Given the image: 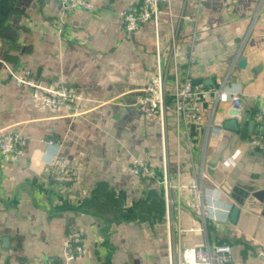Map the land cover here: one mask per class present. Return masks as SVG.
<instances>
[{
    "label": "crops",
    "instance_id": "crops-1",
    "mask_svg": "<svg viewBox=\"0 0 264 264\" xmlns=\"http://www.w3.org/2000/svg\"><path fill=\"white\" fill-rule=\"evenodd\" d=\"M139 1L92 0L91 9L63 11L57 0H0V134L27 137L21 153L7 159L0 153V264H39L45 258L67 264L63 242L74 229L83 231V253L68 264H169L163 222L127 217L150 188L163 197L161 184L131 168L132 158L158 171L163 163L159 119H144L138 109L139 87L156 70L154 25L148 21L127 34L119 18L123 6ZM171 4L177 23L183 0ZM170 33L163 8L160 61L169 82ZM242 57L244 66L238 65ZM175 59L203 90L202 122L177 128L169 107L164 126L166 165L181 187L182 223H200L186 201L190 178L203 168L204 198L217 201L222 194L220 202L229 209L221 215L226 225L209 223L207 239L232 245L226 264H264V215L253 195L264 197V152L248 142L252 114L264 100V0H205L195 21L178 25ZM26 70L42 86L79 91L85 97L81 113L44 106L35 87L12 77ZM222 85L242 92L235 129L227 126L228 98L216 93ZM55 156L74 167L72 182L48 172ZM239 198L243 204L232 221ZM184 238L191 244L206 239L198 232Z\"/></svg>",
    "mask_w": 264,
    "mask_h": 264
},
{
    "label": "built area",
    "instance_id": "built-area-1",
    "mask_svg": "<svg viewBox=\"0 0 264 264\" xmlns=\"http://www.w3.org/2000/svg\"><path fill=\"white\" fill-rule=\"evenodd\" d=\"M205 0H183L182 11L177 15V23L173 21L171 0H140L137 4H128L119 10V18L122 30L131 34L148 21L154 25L156 70L154 75L148 79L139 90L141 96L138 99V109L144 119L158 118L161 125V146L163 153V163L161 169L150 165L141 158L131 159V168L141 179L153 180L161 184L163 191L164 214L162 222L166 231V247L169 264H226L231 259L232 245L225 240L207 239L209 223L213 226L227 224V219L221 215L214 218L210 209L217 203L212 195L204 198L202 179L206 176L203 168L196 171L188 182L190 198L186 201V206L192 209L200 218V223L186 226L182 223L181 213L184 210L180 185L173 182L166 165V145H165V121L167 109L170 107L175 117L177 128L180 125H189L203 121V107L200 96L203 90L196 88L191 77L186 72H180L175 59V46L177 27L180 22L195 21L202 9ZM58 7L63 11L77 9H91L92 0H57ZM191 6V11L186 7ZM163 8L170 16L171 24V45L170 55L173 64L171 69V80L168 78V68L160 61V37H159V15ZM193 58L189 59V63ZM12 77L19 84L24 83L35 87L34 95L40 102L49 108L62 107L70 115L81 113L79 103L84 99L75 88L58 84L52 87H45L36 82L26 70L23 75ZM217 95L221 99L228 98L231 106L239 113L243 110V98L240 88L231 90L229 86H224L217 90ZM254 129L250 135L249 144L264 152V100L258 104L252 114ZM48 140L47 143H51ZM27 137L16 131H8L0 134V153L7 159L15 154L21 153ZM48 172L54 173L60 182H72L75 177V170L72 165L66 163L60 157H53L49 162ZM229 209L227 208L228 214ZM191 232L203 233L205 241L200 244L189 243L184 236ZM83 231L80 229L71 230L63 242V259L69 263L79 258L83 253L82 243ZM39 264H54L51 259H42Z\"/></svg>",
    "mask_w": 264,
    "mask_h": 264
},
{
    "label": "trees",
    "instance_id": "trees-1",
    "mask_svg": "<svg viewBox=\"0 0 264 264\" xmlns=\"http://www.w3.org/2000/svg\"><path fill=\"white\" fill-rule=\"evenodd\" d=\"M163 197L155 189H149L147 195L137 201L132 211L128 213V219L137 222L143 221L150 225L157 223L163 214Z\"/></svg>",
    "mask_w": 264,
    "mask_h": 264
},
{
    "label": "water",
    "instance_id": "water-1",
    "mask_svg": "<svg viewBox=\"0 0 264 264\" xmlns=\"http://www.w3.org/2000/svg\"><path fill=\"white\" fill-rule=\"evenodd\" d=\"M245 62H246V59L244 57H242L238 60V65L244 66ZM198 81H199V79H192L193 84H196ZM228 113L227 114L230 115L231 117L228 119L229 122H227V126L235 129L237 127L235 118L239 115V112L235 108L232 107L228 111ZM248 195H249L248 189H244L242 192V197L246 198ZM253 195H256L258 200L261 202V208H262L261 213L264 215V197L261 198L256 193H253ZM242 204H243V201L241 198H239V199H237L236 204H234L232 206L231 211H230V218L232 221H236L237 215H238L239 210H240V206Z\"/></svg>",
    "mask_w": 264,
    "mask_h": 264
},
{
    "label": "clouds",
    "instance_id": "clouds-1",
    "mask_svg": "<svg viewBox=\"0 0 264 264\" xmlns=\"http://www.w3.org/2000/svg\"><path fill=\"white\" fill-rule=\"evenodd\" d=\"M222 196V194H218L217 196V203L215 205L212 206V208L210 209L211 214L213 215L214 218L223 215L227 212V208L220 202V197Z\"/></svg>",
    "mask_w": 264,
    "mask_h": 264
},
{
    "label": "rangeland",
    "instance_id": "rangeland-1",
    "mask_svg": "<svg viewBox=\"0 0 264 264\" xmlns=\"http://www.w3.org/2000/svg\"><path fill=\"white\" fill-rule=\"evenodd\" d=\"M160 221H162V220L160 219Z\"/></svg>",
    "mask_w": 264,
    "mask_h": 264
}]
</instances>
